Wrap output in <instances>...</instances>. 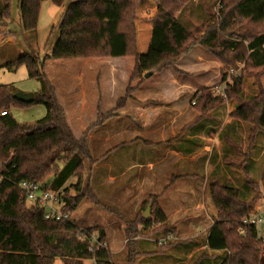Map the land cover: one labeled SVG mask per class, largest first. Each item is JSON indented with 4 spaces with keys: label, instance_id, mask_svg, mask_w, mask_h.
I'll return each mask as SVG.
<instances>
[{
    "label": "trees",
    "instance_id": "1",
    "mask_svg": "<svg viewBox=\"0 0 264 264\" xmlns=\"http://www.w3.org/2000/svg\"><path fill=\"white\" fill-rule=\"evenodd\" d=\"M45 1L61 7L66 0H18L17 13L26 33L37 32L41 5ZM144 2H73L60 21L51 56L40 61L39 52L34 49L0 67L13 70L24 64L29 78L41 85L29 104L16 98L22 92L13 86L0 85V113L7 112L0 115V177H3L0 182V264H53L57 258L64 264H84L90 259L95 264H115L117 256L108 248L90 252L94 230L81 229L72 221L73 214L85 199L79 180L85 161L91 157L87 138L75 137L44 74L47 60L132 58L134 67L130 80L133 81L144 79L143 75L148 73L153 75L175 68L180 60L201 47L222 65L225 77L239 63H245V67L241 76L232 78L226 100L214 97L209 89L201 91L193 105L199 113L195 121L204 119L227 101L235 105L231 117L252 126V139L264 134V88L260 82L264 73V0H219L217 11L202 0L195 7L193 0H160L152 20L148 52L138 54L136 8ZM13 3L14 0H0V42L13 34L9 29V24L14 22ZM7 28L8 32H5ZM249 78L258 93L245 97L244 88ZM131 96L121 98L119 105L125 106ZM32 104L45 106L46 115L40 120L25 124L12 116V108ZM246 166L249 169V165ZM73 178H77L78 183L67 187ZM22 181L59 192L62 211L69 213L71 218L68 221L46 220L43 209L24 201L18 187ZM246 184L254 191L250 201L237 189L210 183L208 194L213 207V224L206 238L208 250L200 251L194 264H215L219 260L218 264H264V227L260 236L254 227L243 228L241 225L244 219L256 213V202L263 196L257 182L249 180ZM71 189L75 194H70ZM90 198L96 206H101L97 199ZM151 216L153 224L157 225L151 237L158 249V240L168 236V233L164 234V228H159V225H167L164 224L166 216L155 210ZM141 221L148 223L149 219L143 216ZM126 223L129 226V222ZM128 226L126 231L130 238L136 229L132 224L131 232ZM104 236L101 230L97 240L104 242ZM165 244L160 253L174 245L171 242ZM123 251L127 264H137L142 254L139 245L133 241L128 242Z\"/></svg>",
    "mask_w": 264,
    "mask_h": 264
},
{
    "label": "rangeland",
    "instance_id": "2",
    "mask_svg": "<svg viewBox=\"0 0 264 264\" xmlns=\"http://www.w3.org/2000/svg\"><path fill=\"white\" fill-rule=\"evenodd\" d=\"M76 1L78 0H66L61 7L54 5L51 1L43 2L41 5L37 32L26 33L17 13L18 0H14V22L9 24V29L13 34L0 42V67L18 59L25 53H32L34 49L38 50L40 61H43L46 56H51L58 39V27L60 21L68 6ZM159 1L160 0H145L143 5L139 6L140 8L137 6V18L144 21V13L151 7L157 9L160 3ZM202 1L213 6V11H217L220 7L219 0ZM198 2L199 0H193V3L195 4L193 6L195 7ZM147 15H149V13H147ZM7 30L8 28L5 29V32H8ZM141 39L143 38L141 37ZM140 45H143V43L141 42ZM201 54L207 70L212 74H217L219 68L216 64L217 60L215 58L214 60L208 55V53L201 52ZM127 60L129 61L121 60L122 63L113 66L110 63L103 62V60H47L44 63V74L47 77L49 84L54 89L58 103L64 109L67 123L77 139H82L84 137L87 138L89 154L91 157V161H85L83 175L81 180H79L81 182L82 190L86 194L84 197L85 199L79 204L73 214L72 221L81 229L91 228L94 230L91 236L95 239L98 238L99 232L103 230L105 235L103 243H105L106 248L112 252L121 251L128 242L133 241L137 244H142L144 247L142 250L149 252V254L140 257L137 264H194L200 256L199 252L202 249L205 250L204 243L212 222L211 211L213 207L212 204H209L210 200L207 190L209 188V181L211 183H218L222 186L227 185L230 187L231 185L232 188L240 191L244 199L246 198V200L250 201L254 191L247 186L246 182L254 180L259 184V190L263 196L256 202V212L264 215V138H262L261 146L258 145L259 153L256 152L253 155V168L250 169V171L247 166H244L242 163L241 157H238V161H236L237 163L235 164L227 163L224 160L217 164L218 172L223 176L214 180L208 179L205 182L206 184L204 183L206 186V195L202 201H204L206 207L204 210L202 209L203 211L198 210L196 211V214H194L193 211L175 214L174 209L177 206H184L185 200L188 201V205L191 204V202L189 203L190 198L188 195L185 196L180 193H178V195L177 193H169L172 189L167 191L164 198L158 203L163 205L162 208H166V214L167 217H169L171 224L178 222V228H173L170 225H159L160 229L164 228L165 231L163 232L164 234L168 233V236L158 240L159 248L157 249L155 239L151 237V232L157 227V225L153 224L154 220L151 216L153 206L149 216L147 218L144 217L145 219H149L148 223L145 221L142 222L141 217H143V214L149 205V201L145 202V199L148 200L150 196L149 192L155 191L156 189H153L162 181V179H164L162 176V170L158 173H153L150 181L155 183V185L150 188L149 192L144 190V194L141 195L136 202L125 203L122 195H117L113 192L114 186L118 185L120 182H114L110 185L111 183L108 181L110 173L108 170H105V162L102 161L107 152H110L112 149L114 150V146L112 147L111 145L114 143L113 140H110L108 143H103L101 140L102 136L105 138L106 134L111 135L115 133V128H112L113 126L107 124V116L114 111L116 101L119 97L123 96L125 92L126 95L133 94L134 90H129L132 89L131 87L137 82V79L133 80L126 91V86L125 84L123 85L124 78L129 74L133 66L132 59L127 58ZM244 67L245 63H239L237 68L234 69L236 72L235 74H242ZM111 68L116 69V82L120 85V88L117 87L114 91H111L108 88V82L110 79L113 80V77H111L112 71L108 72ZM192 70L193 68L191 71ZM183 72L190 76L196 73V71H193V73L188 71V73L187 70H183ZM112 73L114 74V71ZM228 73H226L225 77L221 69V74L218 79L209 84L211 87L207 89L210 90L212 95V88L215 85L220 84L223 80H226ZM172 74H174V72H172ZM234 77H236V75H233L232 77L230 76V79ZM260 82L262 88H264V73L260 76ZM246 83L244 96L257 95L258 90L253 85V80L249 78ZM0 85L13 86L18 91L26 94H35L41 87L39 81L29 78L27 68L24 64L13 70L6 68L0 69ZM213 96L226 100V97L224 98L222 95L214 94ZM144 98H146V96ZM154 100L155 101L153 102H158L157 95H155ZM226 104L224 105L227 112L232 110L234 112L233 105L227 103V101ZM97 108L103 112H98ZM11 114L20 123L32 124L46 115V108L42 104H32L30 107L12 108ZM237 125L240 127L238 128V131H234V133L241 137L245 136V138H248V130L251 129L252 126L241 122L237 123ZM122 128L128 130L125 125ZM103 130L105 131L102 134ZM244 131H246V135H241ZM125 137L128 136L125 135ZM258 138L261 139V135H259ZM124 140L126 141L127 138ZM220 150L224 153L227 152L224 147ZM192 169L197 171L196 167L193 168L192 166ZM112 174L114 175L115 173ZM200 178L202 179V176H200ZM204 180L205 179L201 180V182ZM227 181L229 183L225 184ZM170 182L171 180L168 179L165 185ZM76 183H78V179L73 178L69 181L67 187ZM139 189L140 188H137V190L135 189L134 191H139ZM70 194H75L74 189L70 190ZM132 194L134 193L131 192L130 195ZM90 197L97 199L101 206H96ZM201 199L202 196L200 197V200L195 201L196 205L202 203ZM102 205L106 209H104ZM108 208L113 210H108ZM181 214L187 216L189 220L187 221L188 223L181 220ZM123 215L126 216L125 222H129V226L127 225L129 230L132 232V224L136 229L131 234L130 238L127 236L128 232L126 230L128 228L121 218ZM179 219L181 221H178ZM185 223H187V225H185ZM176 233L177 235H175ZM160 242L162 244H160ZM167 242L174 243V245L160 253L159 251L166 246L165 243ZM174 246H177V249H175ZM124 253L125 251L116 256L115 264H127L126 254ZM219 261L215 264H218ZM53 264L64 263L61 259L57 258ZM84 264H95V262L90 259L85 260Z\"/></svg>",
    "mask_w": 264,
    "mask_h": 264
},
{
    "label": "crops",
    "instance_id": "3",
    "mask_svg": "<svg viewBox=\"0 0 264 264\" xmlns=\"http://www.w3.org/2000/svg\"><path fill=\"white\" fill-rule=\"evenodd\" d=\"M156 11L155 7L148 8L144 13V21L137 18L135 26L138 54L148 52L152 36V20L156 15ZM141 42L143 45H140ZM201 52L210 55L208 51L197 47L180 60L175 68L165 69L163 72L153 74L148 78L145 77V74L143 75L144 79L137 80L132 87L134 92L131 98H128L126 105L122 107L119 105V100L126 96L125 92L116 101L114 111L107 116V124L115 128V133L106 134L105 138L103 136L101 138L103 143H108L110 140L114 142L111 144L112 147L114 146V150L107 152L102 161L105 162V170L110 173L108 179L110 185L114 182H120L114 186L113 192L122 195L125 203L136 202L144 194V190L149 192L150 188L155 185L150 181L153 173L162 170L164 179L156 185L153 189H156L155 191L149 192L150 196L148 200L145 199V202L149 201V204L151 203L153 206V210L163 212L166 216L164 224L173 228H178V222L171 224L166 214V208H162L163 205L158 203L164 198L169 189H172L169 193L188 195L190 198L189 203L191 202L188 205V201L185 200L184 206H177L174 209L175 214L190 211L196 214V211L204 210L206 206L202 200L206 195L205 182L208 179L214 180L223 176L219 174L217 164L223 160L235 164L238 157H241L242 163L245 166L249 165V170L252 169L253 155L256 152L259 153L258 145L261 144L262 138H264L262 136L264 134L260 133L261 139L258 137L255 140L252 139L251 129L248 130V138L235 134L234 131H238L240 127L237 123L241 121L232 118L233 110L227 112L225 105H220L204 119L195 121L199 113L194 108L193 103L195 104L203 89L210 88L209 84L218 79L222 69V65L216 61L219 66L217 74L208 71L203 62L204 59L201 57ZM210 56L212 57V55ZM121 60L129 61L127 58L118 57L105 59L103 62L110 63L113 66L122 63ZM132 61L133 69L134 60L132 59ZM183 70L191 73L196 71V73L190 76L186 75ZM109 71H114V74L111 72L113 80L110 79L108 82V88L114 91L117 87L120 88V85L116 82V69L111 68ZM131 71L124 78L123 85L125 84L126 91L132 82L130 80ZM155 95L158 97L156 103L153 102L155 101ZM145 96L146 98H144ZM230 104L233 105L235 110L234 103ZM98 112L102 113L103 111L98 109ZM124 125L128 130L122 128ZM104 131H102V134ZM243 134L246 135V131L241 133V135ZM125 135L128 137H125ZM125 138H127V142L124 140ZM222 147L227 151L226 153L220 150ZM192 166L193 168L196 167L197 171H194ZM200 176H202V179ZM168 179L171 182L165 185ZM203 179L205 180L201 182ZM210 183L209 181L208 186H210ZM227 183L229 182H225V184ZM137 188L140 189L135 192L134 190H137ZM131 192L134 194L130 195ZM201 196L202 203L196 205L195 201L200 200ZM181 215L182 221H189L187 216ZM121 218L126 225V216L123 215ZM152 219L154 220L153 216ZM212 224L211 222L210 226ZM138 245L139 252L142 253L140 257L149 254V252L142 250L144 248L142 244ZM204 246L205 250H208L206 241ZM124 248L119 252H111L118 255L123 252ZM174 248L177 249V246H174Z\"/></svg>",
    "mask_w": 264,
    "mask_h": 264
},
{
    "label": "built area",
    "instance_id": "4",
    "mask_svg": "<svg viewBox=\"0 0 264 264\" xmlns=\"http://www.w3.org/2000/svg\"><path fill=\"white\" fill-rule=\"evenodd\" d=\"M235 70L231 69L228 73L226 80H223L220 84L215 85L212 88L213 95H222L226 97V90L232 82L230 76L236 75V77L241 76V74H235ZM194 105V103H193ZM6 111L0 113L1 116L6 115ZM3 180V177H0V182ZM22 192V197L24 201L33 206H38L44 210V218L48 221H68L71 217L69 213L63 212V201L59 192L52 190H46L43 186L37 183L22 181L18 184ZM257 211V209H256ZM243 228L254 227L258 230L259 235L261 236L262 229L264 227V215L258 214L257 212L250 217L244 219L241 222ZM91 244L89 247L90 252H95L101 248H106V244L98 241L93 236H91ZM160 244H162L160 242Z\"/></svg>",
    "mask_w": 264,
    "mask_h": 264
},
{
    "label": "water",
    "instance_id": "5",
    "mask_svg": "<svg viewBox=\"0 0 264 264\" xmlns=\"http://www.w3.org/2000/svg\"><path fill=\"white\" fill-rule=\"evenodd\" d=\"M152 74L151 73H148L145 75L146 78L150 77ZM16 98L21 101V102H24V103H31L33 102V94L31 93H19L16 95ZM151 208H152V204L150 203L146 209V211L144 212V217L147 218L149 216V214L151 213Z\"/></svg>",
    "mask_w": 264,
    "mask_h": 264
}]
</instances>
